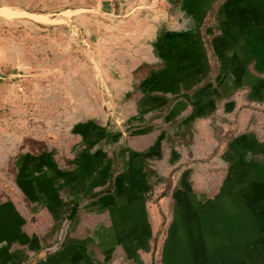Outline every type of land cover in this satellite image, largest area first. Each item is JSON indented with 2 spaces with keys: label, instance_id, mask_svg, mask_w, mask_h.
<instances>
[{
  "label": "crops",
  "instance_id": "crops-1",
  "mask_svg": "<svg viewBox=\"0 0 264 264\" xmlns=\"http://www.w3.org/2000/svg\"><path fill=\"white\" fill-rule=\"evenodd\" d=\"M138 3L110 110L16 159L0 264H151L163 204L159 264H264V0Z\"/></svg>",
  "mask_w": 264,
  "mask_h": 264
},
{
  "label": "rangeland",
  "instance_id": "rangeland-1",
  "mask_svg": "<svg viewBox=\"0 0 264 264\" xmlns=\"http://www.w3.org/2000/svg\"><path fill=\"white\" fill-rule=\"evenodd\" d=\"M133 3L0 0L9 12L0 16V208L20 203L23 197L16 163L20 154L64 145L75 123L96 117L103 108L110 110L114 93L108 79L114 77V62L120 58L114 52L128 43L121 38L123 32L134 29ZM163 208L164 212L158 210L160 231L151 264H159L168 224L164 204ZM206 233L198 239L202 248L181 252L187 263L198 262L202 253L204 263L215 264L217 252L206 245Z\"/></svg>",
  "mask_w": 264,
  "mask_h": 264
},
{
  "label": "bare ground",
  "instance_id": "bare-ground-1",
  "mask_svg": "<svg viewBox=\"0 0 264 264\" xmlns=\"http://www.w3.org/2000/svg\"><path fill=\"white\" fill-rule=\"evenodd\" d=\"M9 12L7 10H5V8L0 6V16H6L8 15ZM29 16L35 17V18H40L43 19L44 16L38 13H27Z\"/></svg>",
  "mask_w": 264,
  "mask_h": 264
}]
</instances>
